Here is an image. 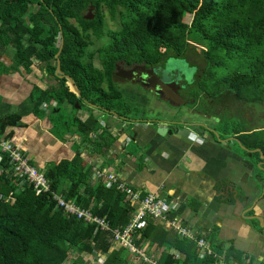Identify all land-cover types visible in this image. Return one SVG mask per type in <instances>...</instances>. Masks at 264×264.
I'll return each instance as SVG.
<instances>
[{"label": "trees", "instance_id": "obj_1", "mask_svg": "<svg viewBox=\"0 0 264 264\" xmlns=\"http://www.w3.org/2000/svg\"><path fill=\"white\" fill-rule=\"evenodd\" d=\"M91 5L95 6V17L88 20L84 14ZM104 10L112 17L119 16V28L104 29ZM61 34V70L72 77L80 94L69 79L57 72ZM92 36L107 39L90 51ZM193 42L203 46L201 56L206 63L198 84L191 85L190 96L195 104L200 91H205L206 98L215 99L226 90H235L238 98L244 85L253 87L264 100V0H0V54L11 59L10 64L0 61V73L21 69L30 73L39 61L43 63V74L58 80L56 85L34 84L27 98L17 105L0 98V136L6 131V117L28 113L49 116L52 131L59 139H66L73 132L83 135L80 142L72 144V158L46 164L44 172L50 190L39 194L14 171L8 153L0 148V264H67L70 252L74 253L70 264H86V256L100 251L107 254L103 264H131L126 248L112 247L110 232L96 230L94 224L65 212L53 195L59 193L64 199L91 209L105 218L111 228L129 222L132 209L126 192L116 184L97 180L93 165L83 155L84 151L89 155L107 153L119 135L103 126L94 114L83 119L77 112L84 106L91 110L97 105L109 112L136 116L139 109L131 108L128 97L113 81L115 63L125 59L161 68L171 57L197 53ZM95 52L101 66L92 60ZM51 101L57 104L48 110ZM77 102L81 108L76 112H62L63 106L76 109ZM224 121L221 137L237 135L247 147L264 151V131L247 138L240 133L242 128H232V118ZM210 134L219 141L212 131ZM135 147L130 153L138 161V169H142L144 156L134 152ZM255 155L256 163L262 160L259 152ZM259 178L264 182V173L260 172ZM228 184V179L216 182L217 200L229 204L246 200L238 186L228 196L223 194L221 190ZM185 207L182 203L168 216H181ZM250 223L264 234L258 219H251ZM134 236L137 246L147 245L160 251L157 264H222L232 258L239 263L249 259L253 264L254 260L247 254L244 257L232 241L220 239L218 227L196 233L212 248V254L205 255H201L195 239L179 236L154 220L148 219Z\"/></svg>", "mask_w": 264, "mask_h": 264}, {"label": "crops", "instance_id": "obj_2", "mask_svg": "<svg viewBox=\"0 0 264 264\" xmlns=\"http://www.w3.org/2000/svg\"><path fill=\"white\" fill-rule=\"evenodd\" d=\"M0 61L8 63L1 58ZM25 74L0 73L2 101L17 105L27 98L33 85L39 80L37 78L31 81ZM81 111L77 112L78 116L83 119L88 117V113ZM4 122L7 125L5 133L19 143L40 168H45L51 161L72 158L73 142H80L83 138L78 132L77 136L70 133L66 135V139L57 138L52 131L49 116L39 117L28 113L21 117H6ZM153 122L154 128L148 129L149 134L145 135L141 127L137 128V145H150L148 153L151 159L142 169H138V161L134 155L118 154L124 147L123 140L128 138L124 139L116 128L112 132L121 137L107 153L89 155L84 151V158L88 162L104 160L105 165L109 163L108 167L116 169L133 187L168 197L174 210L182 203L185 204L181 217L194 231L204 234L211 228L218 227L220 239L232 241L234 248L243 252L244 257L247 254L254 258L253 264H264V234L250 223L251 219H241V215L251 206L253 214L264 216V194L262 195V186L255 179H258L257 173L260 175V172L256 171L254 161L234 148V140L216 141L209 130H200L194 123L187 124L182 130L178 129L177 134L164 137L156 133L160 122ZM146 123L147 121L141 124ZM221 179H229L240 185L246 200L236 204L217 200L215 184ZM250 211L245 214L252 215ZM156 250L158 256L160 251ZM235 260L232 258L229 262Z\"/></svg>", "mask_w": 264, "mask_h": 264}, {"label": "rangeland", "instance_id": "obj_3", "mask_svg": "<svg viewBox=\"0 0 264 264\" xmlns=\"http://www.w3.org/2000/svg\"><path fill=\"white\" fill-rule=\"evenodd\" d=\"M104 14H105V23H104V29L105 30H112V29H117L120 27V18L117 15L116 17H112V15L107 11L104 10ZM186 20H189V17L186 16L185 17ZM93 39V44H91L89 46V49H93L96 48L100 45L103 44V42H105V40L107 39V36L104 37V39H97L94 36H92ZM194 46V49H196L198 52L193 54L192 56H190V60L186 59V58H182V57H171L169 58L164 67H162L161 72H162V76L163 79L165 80V82L171 83V82H175L176 81H180V80H185L187 82H190L191 84L193 82H191V80L194 77V74L191 77V73L193 72V69L190 67H193L196 63L200 66V76L201 73L203 72L204 68H205V60L204 58L201 56V52L203 49V46L197 43H192ZM0 58L7 61L8 64L11 63V59L8 56H4L0 54ZM95 64H98V61L95 60ZM42 65L43 63L36 61L33 65V70L30 73L25 72V70L21 69L20 71H18L19 73H26L25 77H28L31 81H34L35 79H37V81L39 80L38 84L43 85V86H47V85H52V84H57L58 80L54 77H49L43 74V70H42ZM15 72V73H18ZM197 72V71H196ZM219 74L217 75H223L222 72H218ZM14 74V73H12ZM198 82L197 80L195 81V85H197ZM123 92L125 96L131 97L133 99H135V102L137 103V105L139 107H135L138 108L139 111L137 112L136 118H140L142 116H144L145 118H149V119H157V120H162V121H166V120H171V119H176L179 118V116H185L184 119H186L188 122L192 121V122H199L198 124H203V125H213L214 124V119L212 117H208L207 115H203V114H199L194 112H188L189 108L186 106H181V107H175L172 104L168 103L166 100L162 99V98H158L157 96H155L152 92L150 91H146V90H141V89H137L135 87H124L123 88ZM232 92H235V90H232ZM238 100L240 101H236L234 102L233 105V109L236 108V106H240L243 105L245 109H253V111L255 113H252V120L253 121H260L259 123H263L264 124V120H262L264 118V100L261 98V96L259 95V93L257 91L254 90L253 87L248 86V85H244L242 90L239 93L238 96ZM62 104H60L61 106ZM145 108H142L144 107ZM189 106V105H188ZM52 106H49L48 110H51ZM93 109L89 110L88 108H86L84 106V108L82 109L81 113H88V114H94L95 116H97V118L99 119V121L101 122V124L103 126H108L111 130L116 128V131H118V134H123L124 139L129 136L130 138H134L136 136L137 133V128L141 127V131L143 134H149L148 129H151L152 127L154 128V126L152 125V121L150 120L146 123V125H142V124H135L134 121H130L128 120V115H118L115 112H109L108 110H102L99 107H95L92 106ZM146 107H156V109H149L147 108V110L145 111V113H142ZM76 109H73L71 106L70 107H62V112H64V114L69 115L72 112H76ZM191 113V114H190ZM234 120L236 121L237 116H233ZM135 119V120H137ZM238 120V119H237ZM235 121H233L235 123ZM234 126H236L237 128V122L236 124H233ZM179 129H184L185 126L184 125H179L178 126ZM189 127V126H187ZM198 129L199 126H197ZM233 128V127H232ZM73 134H75V136H77L78 133L73 132ZM79 135V134H78ZM119 135V136H120ZM127 135V136H126ZM74 136V137H75ZM122 136V135H121ZM120 136V137H121ZM135 145H137L134 142H130L128 144V146H132L134 147ZM233 146L234 148L238 149V150H242L244 147L241 146L239 143L233 141ZM136 151L134 152H138L141 153L144 156V163L147 164L151 158H149V149H150V145H143V146H138L135 147ZM115 161V160H114ZM107 165H110L109 163H106ZM260 172L263 174L264 173V169L260 168ZM261 224V223H260ZM147 247V246H146ZM211 247V246H210ZM118 248V247H116ZM156 247H148V250H146L148 253L150 254L151 257L156 258L157 257V250L155 249ZM74 257V253L70 252V257L69 259L66 261L67 264H70L72 258ZM107 254L104 252H98V255L94 253L86 256L84 258L86 264H101L104 259H106ZM129 258L131 260V264H150L146 261H143V259L138 255V254H134V255H129Z\"/></svg>", "mask_w": 264, "mask_h": 264}, {"label": "built area", "instance_id": "obj_4", "mask_svg": "<svg viewBox=\"0 0 264 264\" xmlns=\"http://www.w3.org/2000/svg\"><path fill=\"white\" fill-rule=\"evenodd\" d=\"M51 103L52 106L57 104L55 101ZM193 134L196 135L195 133ZM0 148L3 152L8 153L13 162L14 171L24 176L34 186L37 194L50 190V184L45 176L44 168H40L34 164L26 150L19 143L13 141L6 133L0 136ZM88 163L93 165L94 177L97 180L102 179L107 184H116L118 189L126 192L129 205L132 209L129 222L120 228H111L105 218L96 215L91 209L84 208L73 201L66 200L59 193H54L53 198L57 202V205L63 208L65 212L75 215L85 223L94 224L96 230L110 232L112 247L126 248L130 254H138L144 261L150 264H157L156 258L147 254L146 246H137L134 240L135 231L144 228L147 225L148 219H150L161 222L166 229L174 230L179 236L195 239L201 255L212 254V248L209 242L202 236L197 238V232L189 227L181 216L173 218L168 216L169 212L174 210L170 205L168 197L162 196L157 192H146V194H143V190L133 187L118 174L116 169L108 167L107 164L105 165L104 160L95 159ZM95 254L98 255V252ZM221 262L222 264H250L249 260H244L242 263L237 261L224 262V260Z\"/></svg>", "mask_w": 264, "mask_h": 264}, {"label": "flooded vegetation", "instance_id": "obj_5", "mask_svg": "<svg viewBox=\"0 0 264 264\" xmlns=\"http://www.w3.org/2000/svg\"><path fill=\"white\" fill-rule=\"evenodd\" d=\"M93 42L94 41H92L90 43V45L93 44ZM103 44H104V42H103ZM98 47H96V48H98ZM89 50L93 51V50H95V48L89 49ZM94 54L95 55H93L94 57L92 58L93 62L95 63V60H97L98 64H96V65L101 66L100 58L98 56H96V52ZM193 54H195V52L192 51L188 54V56L182 57V58H186V59L190 60L189 57L192 56ZM143 65H145L147 70L151 69V68L154 70V73L149 75L148 82H144V76H143V73L141 72L143 69V67H142ZM190 68L193 69V72L191 73V77L193 74H194V77L191 80V82L194 83L200 77V74H199L200 73V66L196 63L193 67H190ZM161 69H162V67L158 68V67L153 66L152 64H147L145 62L120 59L115 63V67H114V70L112 72V77H113V81L115 82L116 86L118 88H120L121 90H123V88L127 87V86L135 87L137 89L150 91L155 96H157L158 98H161L160 95L157 94L155 92V90L151 89V87L153 85L157 84L158 79L162 80L164 83H166L169 86L172 85L171 87H176L178 94L183 98V104L180 106H176V105L167 101L168 103L172 104L175 107L186 106L189 108L188 112L195 111L196 113L207 115L208 117H213L214 121H215L214 124L213 125L207 124V125L211 126L212 128H214V127L217 128L216 131L218 132V135H219V138H217V140L220 139L219 142H225L227 138H230V137L237 138L241 142L240 145H242L244 147L242 150H239L242 153V155L248 156L249 158H251L254 161L256 159L255 153L256 152L260 153L262 160H260L257 163L254 161L255 166H256V171L261 170L259 167V164H261L262 167L264 168V157H262V154H261V151H262L263 155H264V151L260 147H256V148L247 147L246 145H244L242 143V140L239 137H237V135L229 136V137H221V135L224 133V125H225L224 119L225 118H232V120L235 121L233 116H237V119H238V120L236 119L234 124H236V122H237V128L243 129L240 131V133L242 135H247L246 136L247 138H248L249 134L253 135L254 132L264 131V124L262 122L259 123L260 121L257 122V121L252 120V118H251L252 113H255L253 111V109H245L243 105L236 106V108L233 109L232 104H234V102L240 101V100H238L236 93L232 92L231 90H226L224 93H221L220 95H218V98H215V99L206 98L207 95H206L205 91H200V99L197 101V104H195L196 103L195 99L190 96V92L193 91L192 86H194V84L193 83L191 84L190 82H187L185 80H180L178 82L176 81V83L175 82H171V83L165 82V80L163 79V76H162ZM205 98H206V100H204ZM128 99H129L131 108L139 107L138 106L139 104L137 105V103L135 102V99H133L131 97H128ZM176 101H178V100H176ZM204 101H205V103L202 104V102H204ZM208 101H211V103L209 104ZM192 105H194V106H192ZM209 105L211 107L208 108ZM263 106H264V104H263ZM142 108H145V106ZM147 108L148 107H146V109L142 113H145ZM149 109H151V110L156 109V107H152V108L149 107L148 110ZM113 112H115L118 115H121V114L117 113L116 111H113ZM184 118H185V116L182 115L176 119L166 120L165 124H167L170 127H173L176 130L179 129L178 128L179 125L186 126L187 124L191 125L192 123H194L196 127L202 126V125L198 124L199 122H192V121L188 122ZM127 119L132 121V119H137V118L134 116H128ZM145 120L148 122L150 120H157V119L156 118L155 119H153V118L149 119V118H145L144 116H142V117L138 118L137 121H134V122H135V124H141L142 122H146ZM262 120H264V118ZM152 123H154V122L152 121ZM202 127H204V126H202ZM232 127L234 129L236 128V126H234L233 124H232ZM205 130H208V129H205ZM138 135L139 134L137 132L136 136H135L136 138L135 137L130 138L129 136H127V138H128L127 141L129 143L134 142V141L136 142V139H138L137 138ZM246 137H244V139ZM263 140H264V136H263ZM129 143H127V145H124V147L121 149V151L119 150L120 152L118 151L119 153L118 152L117 153L120 155L131 154L130 152L133 148H132V146L131 147L128 146ZM257 149H259V150H257ZM257 176H258V179L260 180L259 173H257ZM221 180H223V179H221ZM218 181H220V180H218ZM229 182H230V184L226 185L224 187V190L222 188L221 191H223V194H226L228 196V192L234 191L235 190L234 187H236V186H238L239 188L242 189V187L240 185H238V184H236L230 180H229ZM251 211H254V210H251ZM251 214H253V213H251Z\"/></svg>", "mask_w": 264, "mask_h": 264}, {"label": "water", "instance_id": "obj_6", "mask_svg": "<svg viewBox=\"0 0 264 264\" xmlns=\"http://www.w3.org/2000/svg\"><path fill=\"white\" fill-rule=\"evenodd\" d=\"M95 17V6L94 5H91L89 7V9L87 10V12L84 14V18L85 19H88V20H91ZM62 46H63V36L61 34V45H60V49L58 51V53L56 54V57L58 58L60 52H61V49H62ZM143 69H142V73H143V76H144V82H148V78H149V75L154 73V70L151 68V69H146L145 65L142 66ZM57 72L58 74H60L61 76H65L67 79H69L70 81V84L72 86V88L78 93L80 94L79 90L77 89L72 77L70 75H67V74H64L63 71L61 70V65H60V59L58 58L57 59ZM172 85H167L166 83H164L162 80H159L158 79V82L156 85H153L151 87L152 90H155V92L157 94L160 95L161 98H163L164 100L176 105V106H180L183 104V98L178 94L177 92V88L176 87H171ZM178 100V101H176ZM94 105V104H92ZM95 107H98L97 105H94ZM77 109L81 108V106L78 104V102L76 103V107ZM132 121H137L135 119H132ZM159 125L156 127V133L161 135V136H164V137H168L169 135H172V134H177L178 133V130L174 129L173 127H170L166 124H163L165 123V121H162V120H158ZM163 122V123H161ZM182 124V123H181ZM202 126H204L206 129L212 131L216 136L217 138H219V135H218V132L212 128L211 126L209 125H203V124H200ZM220 140V139H218ZM226 140H235L236 142H238L239 144H241L240 140H238L237 138L235 137H230V138H227ZM124 145H127L128 141H124ZM135 142V141H134ZM136 143V142H135ZM137 144V143H136ZM242 146V145H241ZM259 150V149H257ZM261 154H262V157H264L263 155V152L261 151ZM251 155V154H250ZM259 167L260 168H263L261 166V164H259ZM256 181L259 183V184H263L262 186V195L264 194V182L263 181H260L257 179V177H255ZM246 196V195H245ZM239 201V199L236 200V203ZM235 203V204H236ZM253 208V206L249 207L242 215H241V219L246 221L247 219H258L261 223V226H264V216L262 215H259V214H252V215H246L245 213L247 211H250L251 209Z\"/></svg>", "mask_w": 264, "mask_h": 264}]
</instances>
